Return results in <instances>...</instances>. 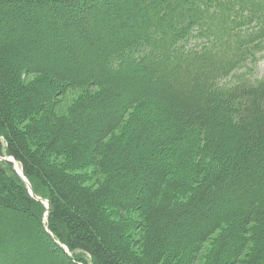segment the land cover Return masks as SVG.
Masks as SVG:
<instances>
[{"label":"trees","instance_id":"trees-1","mask_svg":"<svg viewBox=\"0 0 264 264\" xmlns=\"http://www.w3.org/2000/svg\"><path fill=\"white\" fill-rule=\"evenodd\" d=\"M262 60L264 0H0V264H264Z\"/></svg>","mask_w":264,"mask_h":264},{"label":"rangeland","instance_id":"rangeland-1","mask_svg":"<svg viewBox=\"0 0 264 264\" xmlns=\"http://www.w3.org/2000/svg\"><path fill=\"white\" fill-rule=\"evenodd\" d=\"M255 74L257 77H263L264 76V60H262L256 67L255 70ZM82 96V92L78 89H74V90H68L65 91L63 94H56L54 96V100L52 102V107H49L47 112L44 114V116H41L38 118H43L46 119L44 121H48L51 122L52 119H58L61 117H64L68 114L69 109L72 107L73 103H75L76 101H78ZM161 111H163L161 109V107H158L157 105H151V104H144L139 108L135 109V112H133L134 114L141 116L142 118H144L145 120H150L152 119L153 121H155V126L157 127H163V125H161L160 121H158L156 119V114L160 115ZM37 118V116H36ZM129 118V115L127 114L126 116H124V121L127 120ZM41 120V119H40ZM28 122H26L27 124ZM122 129V127L120 128ZM123 130V129H122ZM122 130H118V132L116 133L117 136L119 134V132H122ZM124 134V135H123ZM123 134L121 136L122 139H125V131H123ZM184 138H179L178 140H183ZM237 144L236 140H228L226 145H225V151L227 153H231L233 151L234 146ZM156 157L159 156H163L162 152L160 151H156L155 153ZM165 156V155H164ZM160 157V158H161ZM51 162L54 161L53 157L50 159ZM18 167V165H17ZM19 168V167H18ZM75 174H79L80 176H84V178H86V185L90 186V187H97L98 185H100L103 182L104 176L102 174L101 171H97V169L94 167V165L92 164H88L87 166L81 167L79 169H76ZM27 184V182H25ZM41 199V198H40ZM43 204L46 207V202H48L47 200H43ZM47 208V207H46ZM132 218L136 220V217L138 216V214H121L119 213L117 217L120 218ZM247 239L249 238L248 233L246 234ZM250 238H253L250 236ZM251 241V240H250ZM249 248L251 249V247H253V243L248 244ZM212 247V243L211 242H207L205 244L202 245L201 250L193 257V261H190V264H207L208 261V255L209 252L211 250ZM246 254H244L245 256ZM181 257V256H180ZM179 257V258H180ZM243 256H238L234 259H232V263L231 264H241L242 261L244 262ZM180 261V260H179ZM229 262H227L226 264H230Z\"/></svg>","mask_w":264,"mask_h":264},{"label":"bare ground","instance_id":"bare-ground-1","mask_svg":"<svg viewBox=\"0 0 264 264\" xmlns=\"http://www.w3.org/2000/svg\"><path fill=\"white\" fill-rule=\"evenodd\" d=\"M3 160H9V161H11L10 159H3ZM13 165H14V167H15V169H16V173H17V175L25 182V179H24V177L22 176V174H21V172H20V169L17 167V164H15V163H13ZM28 185V184H27ZM29 186V185H28ZM28 189H29V193H30V195L31 194H33L32 192H31V189L28 187ZM34 195V194H33ZM35 196V195H34ZM32 197V196H31ZM36 197V196H35ZM33 198V197H32ZM37 198V197H36ZM34 199V198H33ZM39 200H41L40 198H38ZM36 200V199H35ZM38 201V200H37ZM39 202H41V203H43V201L41 200V201H39ZM47 203V202H46ZM48 206H49V204L48 205H46V207L48 208Z\"/></svg>","mask_w":264,"mask_h":264},{"label":"water","instance_id":"water-1","mask_svg":"<svg viewBox=\"0 0 264 264\" xmlns=\"http://www.w3.org/2000/svg\"><path fill=\"white\" fill-rule=\"evenodd\" d=\"M9 161V160H8ZM29 187V186H28ZM31 196L34 198V199H36V200H38V201H41V200H39L38 198H36L33 194H31ZM46 205H48V202L46 203ZM56 244H58V243H56ZM59 245V244H58ZM62 247V246H61ZM63 248V247H62Z\"/></svg>","mask_w":264,"mask_h":264}]
</instances>
